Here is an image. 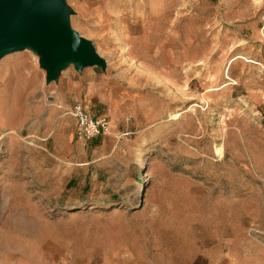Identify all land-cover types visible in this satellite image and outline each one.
<instances>
[{
  "label": "rangeland",
  "instance_id": "obj_1",
  "mask_svg": "<svg viewBox=\"0 0 264 264\" xmlns=\"http://www.w3.org/2000/svg\"><path fill=\"white\" fill-rule=\"evenodd\" d=\"M62 4L104 65L1 58L0 264H200L207 226L264 257V0ZM75 103L116 149L76 137Z\"/></svg>",
  "mask_w": 264,
  "mask_h": 264
},
{
  "label": "water",
  "instance_id": "obj_2",
  "mask_svg": "<svg viewBox=\"0 0 264 264\" xmlns=\"http://www.w3.org/2000/svg\"><path fill=\"white\" fill-rule=\"evenodd\" d=\"M72 13L62 0H0V60L30 45L42 55L48 81L70 60L78 70L103 66L93 43L68 25Z\"/></svg>",
  "mask_w": 264,
  "mask_h": 264
},
{
  "label": "crops",
  "instance_id": "obj_3",
  "mask_svg": "<svg viewBox=\"0 0 264 264\" xmlns=\"http://www.w3.org/2000/svg\"><path fill=\"white\" fill-rule=\"evenodd\" d=\"M17 78V77H16ZM18 79V78H17ZM6 81V76L5 80ZM3 82V83H4ZM97 88L91 85L90 92L96 93ZM68 106V105H67ZM87 109V107L85 106ZM6 107L3 106V103H0V116H5L6 114L10 117V109L5 112ZM88 110V109H87ZM89 111V110H88ZM3 112V113H2ZM90 112V111H89ZM94 115V114H93ZM96 116V115H94ZM72 120V119H71ZM1 125V123H0ZM73 125L76 127V121L74 120ZM8 134H13V132H9ZM122 135L119 131L116 132L113 129L112 123V131L110 135L107 137L93 139L87 145H90V152L93 153L94 156H104L107 154L111 147L114 149L117 146H114L115 142L117 143V137ZM229 227V226H228ZM231 228H227L226 226L219 231L215 229H210L208 226L204 227L203 230V243L200 242L198 252L196 253V257L199 259L200 264H250L254 255L252 253H257V260L261 261L264 264V257L262 255V251L259 249H253V251H249L246 242H241L239 244L236 240L235 233L230 230ZM205 230L207 232H205ZM259 247V246H258ZM254 260V259H253ZM190 260L188 261V263ZM257 262V261H256Z\"/></svg>",
  "mask_w": 264,
  "mask_h": 264
},
{
  "label": "built area",
  "instance_id": "obj_4",
  "mask_svg": "<svg viewBox=\"0 0 264 264\" xmlns=\"http://www.w3.org/2000/svg\"><path fill=\"white\" fill-rule=\"evenodd\" d=\"M58 110L62 116L76 121L75 135L85 144L93 139L107 137L112 131V121L105 116H94L83 104L75 103L74 106L59 104ZM122 135L117 137V140Z\"/></svg>",
  "mask_w": 264,
  "mask_h": 264
}]
</instances>
